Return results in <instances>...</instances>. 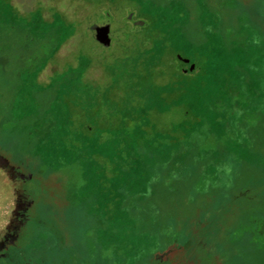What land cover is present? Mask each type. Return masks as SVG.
Listing matches in <instances>:
<instances>
[{"label":"rangeland","instance_id":"374dc122","mask_svg":"<svg viewBox=\"0 0 264 264\" xmlns=\"http://www.w3.org/2000/svg\"><path fill=\"white\" fill-rule=\"evenodd\" d=\"M0 156L10 264H264V0H0Z\"/></svg>","mask_w":264,"mask_h":264},{"label":"flooded vegetation","instance_id":"af4514ba","mask_svg":"<svg viewBox=\"0 0 264 264\" xmlns=\"http://www.w3.org/2000/svg\"><path fill=\"white\" fill-rule=\"evenodd\" d=\"M6 166L8 167L11 172L13 173L12 182H15L17 185L19 182H26L24 181V173L21 171L20 164H13L11 161L5 157L0 156V167ZM32 177L30 176L27 179V182L30 181ZM34 201L32 200L29 204H22L19 206L20 212L18 211L17 218L13 222V227L10 230V235L8 240H12L10 246H7L2 252H0V264H10L11 258H15L21 255V246L22 240L25 233V224L29 221V212L30 209L33 207ZM7 262V263H6Z\"/></svg>","mask_w":264,"mask_h":264},{"label":"water","instance_id":"95a60500","mask_svg":"<svg viewBox=\"0 0 264 264\" xmlns=\"http://www.w3.org/2000/svg\"><path fill=\"white\" fill-rule=\"evenodd\" d=\"M90 32L92 33L93 38L104 44L109 45L111 40L109 38L110 34V25L109 24H102V25H92L90 27ZM177 61L181 63H187V60H183L180 56H177ZM194 69L193 65H190L189 71H192Z\"/></svg>","mask_w":264,"mask_h":264},{"label":"trees","instance_id":"16d2710c","mask_svg":"<svg viewBox=\"0 0 264 264\" xmlns=\"http://www.w3.org/2000/svg\"><path fill=\"white\" fill-rule=\"evenodd\" d=\"M135 27H136V26H135ZM137 28H138V27H137ZM193 70H194V69H193ZM17 257H18V256H17ZM17 257H16V258H17Z\"/></svg>","mask_w":264,"mask_h":264}]
</instances>
